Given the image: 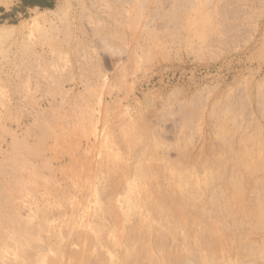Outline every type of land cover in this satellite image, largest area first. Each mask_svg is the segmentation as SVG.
Wrapping results in <instances>:
<instances>
[{"label": "rangeland", "instance_id": "rangeland-1", "mask_svg": "<svg viewBox=\"0 0 264 264\" xmlns=\"http://www.w3.org/2000/svg\"><path fill=\"white\" fill-rule=\"evenodd\" d=\"M52 263L264 264V0L0 5V264Z\"/></svg>", "mask_w": 264, "mask_h": 264}, {"label": "trees", "instance_id": "trees-1", "mask_svg": "<svg viewBox=\"0 0 264 264\" xmlns=\"http://www.w3.org/2000/svg\"><path fill=\"white\" fill-rule=\"evenodd\" d=\"M57 0H20L23 9L39 8L41 10H53Z\"/></svg>", "mask_w": 264, "mask_h": 264}, {"label": "crops", "instance_id": "crops-1", "mask_svg": "<svg viewBox=\"0 0 264 264\" xmlns=\"http://www.w3.org/2000/svg\"><path fill=\"white\" fill-rule=\"evenodd\" d=\"M17 4L21 5L20 0H0V5L2 6V8L5 9V11L12 9ZM28 9H31V8H28Z\"/></svg>", "mask_w": 264, "mask_h": 264}, {"label": "bare ground", "instance_id": "bare-ground-1", "mask_svg": "<svg viewBox=\"0 0 264 264\" xmlns=\"http://www.w3.org/2000/svg\"><path fill=\"white\" fill-rule=\"evenodd\" d=\"M172 204H173V212H176V213H179V212H181V210H180V208H179V206H178V200L177 199H174L172 202H171ZM181 206H183V205H181ZM110 241V240H109ZM117 246V245H116ZM108 247V246H107ZM53 264V263H52Z\"/></svg>", "mask_w": 264, "mask_h": 264}]
</instances>
